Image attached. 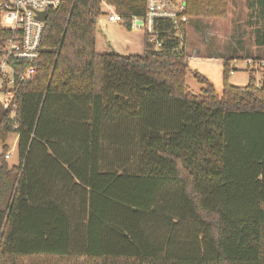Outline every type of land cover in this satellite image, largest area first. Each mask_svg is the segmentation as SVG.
Segmentation results:
<instances>
[{
  "label": "trees",
  "instance_id": "1",
  "mask_svg": "<svg viewBox=\"0 0 264 264\" xmlns=\"http://www.w3.org/2000/svg\"><path fill=\"white\" fill-rule=\"evenodd\" d=\"M106 2L128 30L144 14L145 0ZM227 9L185 0L184 15ZM46 14L14 116L0 106V264H264V69L232 85L225 60L221 95L196 72L195 92L185 24L180 37L156 21L158 49L144 35L140 54L99 53L100 0H62Z\"/></svg>",
  "mask_w": 264,
  "mask_h": 264
},
{
  "label": "built area",
  "instance_id": "2",
  "mask_svg": "<svg viewBox=\"0 0 264 264\" xmlns=\"http://www.w3.org/2000/svg\"><path fill=\"white\" fill-rule=\"evenodd\" d=\"M62 0H0V106L14 116L16 103L14 94L18 83L27 80L35 73L31 65L39 54L40 42L45 21L39 14L53 9ZM101 12L110 23L123 24V17L106 2L100 0ZM185 0H145L144 14L133 16L130 27L142 31L154 49L161 46L154 24L159 20L171 22L180 35L181 24H187L184 15ZM103 10V11H102ZM181 37V35H180ZM245 70L264 69V60L246 58L242 60ZM235 68H231L232 74ZM9 154L6 153L7 159Z\"/></svg>",
  "mask_w": 264,
  "mask_h": 264
},
{
  "label": "rangeland",
  "instance_id": "3",
  "mask_svg": "<svg viewBox=\"0 0 264 264\" xmlns=\"http://www.w3.org/2000/svg\"><path fill=\"white\" fill-rule=\"evenodd\" d=\"M251 5H256L258 7V10L261 8L257 0H228L227 11H229L230 13H227L224 19H218V22L222 24L221 28L214 29L209 27H199L194 31H189L187 35L184 34L182 42L183 48L190 49L189 52L195 51L205 56L201 59V62L195 65L199 68V71L197 72L195 70L192 71L189 69V72H196L200 76H203L205 79H207V81L213 86L218 96H220L222 93L221 89L223 84L222 79L225 56H227L230 51L234 53L235 49L243 50L244 58H242L243 56H241V58L242 60H244L246 58H252L253 56L250 54H253L255 50L261 49V56H254L255 58L253 59L264 60V45L263 47H261L255 44V37H257V35H242L241 32L238 33L237 31L235 33L234 30H237L236 27L233 30V28L231 29L229 26H226L229 25L228 23L230 21L233 22L235 20L234 18H236L237 16H240L242 20H245L246 22V16L248 13L247 11H249V7ZM245 8L247 11L242 13ZM261 14H259V17L257 15L256 19V22H258L259 25L263 23L264 19ZM194 22L195 21L189 20L185 27L188 28L191 24H194ZM252 33L254 34V32H251V34ZM177 35L180 36L178 33ZM143 40L144 35L141 30L134 27L128 30L123 26V24L110 23L106 20V15L104 13L100 14L99 18L97 19L95 50L99 53L140 54L143 50ZM220 61L223 63V66L220 65ZM238 61H241V59H239ZM230 66L232 67V65ZM228 68V71H230L231 68L229 66ZM237 70L238 69H235V72ZM248 71L254 73V78L257 83L260 80L261 72L256 71L255 69L245 70L244 65L242 69H240L236 73L231 75L228 74L229 83L237 86L246 85L248 81ZM192 78L195 79V77ZM187 84H189L191 87H196L199 84L202 87V84L199 83L196 79L193 80L191 78H188ZM15 143L16 135L14 133L9 134L6 140V144L9 147V150L7 152V154H9V157L6 159L8 166L16 163L17 161ZM23 263L82 264L81 261L67 262L65 260L51 257H31L29 259L24 258Z\"/></svg>",
  "mask_w": 264,
  "mask_h": 264
},
{
  "label": "crops",
  "instance_id": "4",
  "mask_svg": "<svg viewBox=\"0 0 264 264\" xmlns=\"http://www.w3.org/2000/svg\"><path fill=\"white\" fill-rule=\"evenodd\" d=\"M252 1H256V0H252ZM245 11H247L246 8H245V10H243L242 13H244ZM259 11L260 10H258V7L256 5H251L249 7V11H247L248 13H247V16H246V18H247L246 19V22H245V20L243 21L240 16H237L236 18H234L235 20L233 22L230 21L228 23L229 25H226V26H229L231 29L233 28V30L236 27L237 30H234L235 33H236V31L238 33L241 32L242 35H244V34H247V35L262 34V35H264L263 34L264 28H262V25L261 24L259 25L258 22H256L257 15L259 17V14H260ZM227 13L229 14L230 12L227 11ZM190 20L195 21V22H194V24H191L188 28L185 27V34L186 35L188 34L189 31H194L195 29H198L199 27H209V28L219 29L222 26V24L220 22H218L219 21L218 19H194V20L193 19H190ZM251 32H254V34L253 33L251 34ZM255 44H256V42H255ZM258 46L263 47V45H258ZM184 51H185V54L187 55L189 69L192 70V71L195 70V71L198 72L199 71V68L196 67L195 65L197 63L201 62V59L204 58L205 56L202 55V54H200V53H198V52H195V51L189 52L190 49H184ZM243 53H244L243 50L235 49L234 53H232L230 51L228 53V55L225 56V60H228L229 61V64L232 65V67L229 65L230 68L238 69L237 71H239L240 69H242V67H243L242 58H244ZM261 53H262V50L261 49H258V50H255L254 53L253 54L251 53L250 55L253 56L252 58H255L254 56H257V55L260 57L261 56ZM241 56H243V57L241 58ZM256 58H258V57H256ZM239 59H241V61H238ZM240 63H242V64H240ZM220 65L223 66V63L221 61H220ZM192 71H190L186 75V79H185L186 84H187V79L188 78H191V79L195 80L194 78H192V77H194ZM236 72L234 71L232 74H234ZM187 86L191 90H193L195 92H200L201 91V88H202L201 85H199V84L196 87H191L189 84H187ZM221 91H222V89H221ZM15 147H16V143H15ZM16 163H17V161H16ZM16 163H13V164H11L9 166L15 165Z\"/></svg>",
  "mask_w": 264,
  "mask_h": 264
},
{
  "label": "water",
  "instance_id": "5",
  "mask_svg": "<svg viewBox=\"0 0 264 264\" xmlns=\"http://www.w3.org/2000/svg\"><path fill=\"white\" fill-rule=\"evenodd\" d=\"M46 16L47 14L45 12L39 14V16L37 17L40 21H45L46 20Z\"/></svg>",
  "mask_w": 264,
  "mask_h": 264
}]
</instances>
